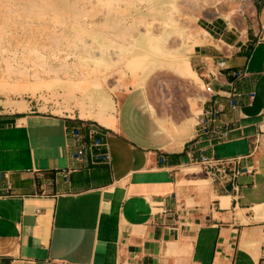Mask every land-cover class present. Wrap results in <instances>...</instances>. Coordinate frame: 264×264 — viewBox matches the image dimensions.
Instances as JSON below:
<instances>
[{"label": "crops", "instance_id": "obj_1", "mask_svg": "<svg viewBox=\"0 0 264 264\" xmlns=\"http://www.w3.org/2000/svg\"><path fill=\"white\" fill-rule=\"evenodd\" d=\"M256 3L241 38L210 22L204 28L210 37L188 57L216 94L229 89L235 70L245 74L238 86L254 93L239 113L221 114L229 129L211 146L192 139L194 121L165 128L145 88L128 86L105 115L114 117L112 126L79 117L103 126L109 164L72 169L62 182L59 171L74 166L65 127L75 121L64 116L78 118L77 110L55 113L34 96L0 97L3 261L264 264V0ZM216 94L199 108L223 107ZM200 152L225 159L223 171L194 168ZM244 166L253 170L235 173Z\"/></svg>", "mask_w": 264, "mask_h": 264}, {"label": "rangeland", "instance_id": "obj_2", "mask_svg": "<svg viewBox=\"0 0 264 264\" xmlns=\"http://www.w3.org/2000/svg\"><path fill=\"white\" fill-rule=\"evenodd\" d=\"M178 1L0 0V49H5L0 50V56L12 57L19 64L0 62V82L9 78L8 67L12 66L27 75L40 73L41 79L56 76L62 82L69 78L99 86L104 94L111 95L114 106L118 93L128 86H143L154 116L165 128L177 122L187 128L199 113L203 93L188 61L192 40L191 47L178 48L182 34L194 33L193 38L199 39L206 34L205 26L218 21L231 31L230 39L241 38L258 0H183L187 8L200 7L198 13L188 16L185 5H180L182 14L178 15ZM221 8L229 13L228 20L217 16ZM207 14L212 18L201 16ZM178 18L184 20L179 23ZM218 43L220 48L224 46ZM225 48L227 53L231 51ZM20 58L36 64H25ZM158 76L165 77L166 84L160 88L152 80ZM4 96L38 97L51 104L55 113L74 107L78 117H87L91 109L96 111L90 104L75 106L62 87L41 88L34 93L0 91V97Z\"/></svg>", "mask_w": 264, "mask_h": 264}, {"label": "built area", "instance_id": "obj_3", "mask_svg": "<svg viewBox=\"0 0 264 264\" xmlns=\"http://www.w3.org/2000/svg\"><path fill=\"white\" fill-rule=\"evenodd\" d=\"M231 76L233 81L229 84V89L223 93H217L224 97V106L208 105L199 108V113L194 119L192 139H204L207 141L208 146L212 145L213 139L216 141L224 139L229 125L221 119V114L225 111L239 113L244 101H249L253 97L252 89H244L238 86V83L245 77L243 72L235 70L231 72ZM201 87L203 101H205L207 96L216 94L206 83L201 84ZM64 118L75 121L72 125L65 127V147L69 158L74 162V166L60 170V180L66 182V174L72 169L109 164L108 146L101 133L103 126L91 119L74 118L69 115H65ZM220 126H222L221 129ZM226 162L225 159H215L204 152H200L197 158L193 160L194 164L209 172L212 168L216 171H223V165ZM252 170V166H244L235 171V173L251 172ZM0 264H8V262L3 261L2 257H0Z\"/></svg>", "mask_w": 264, "mask_h": 264}, {"label": "bare ground", "instance_id": "obj_4", "mask_svg": "<svg viewBox=\"0 0 264 264\" xmlns=\"http://www.w3.org/2000/svg\"><path fill=\"white\" fill-rule=\"evenodd\" d=\"M144 1V0H143ZM205 1V0H202ZM200 2V1H199ZM202 3V2H201ZM206 4V3H205ZM174 5V4H173ZM180 5H185L183 0L178 1V15H181V10L179 9ZM202 5V4H201ZM37 6V5H36ZM200 8V7H199ZM198 7H194V6H190L189 8L186 7L185 5V13L186 15H190L193 13V15L195 14V12L198 13V11L200 10ZM217 12V11H216ZM231 12V11H230ZM217 16L222 17L226 20H228V16L229 13H227L225 8H221L218 10ZM202 17H204L205 19H210L212 18L210 15H201ZM186 17V16H185ZM184 18V17H183ZM182 19V18H181ZM179 20V18H178ZM184 20V19H183ZM183 20H179L183 21ZM67 21V20H66ZM182 23V22H181ZM219 23V22H218ZM188 25V24H187ZM215 25V24H214ZM163 26V25H162ZM192 28V26H191ZM202 29V28H201ZM193 30V29H192ZM191 30V31H192ZM203 30V29H202ZM179 31V30H178ZM201 31V30H199ZM204 31V30H203ZM198 33V32H197ZM145 34V33H144ZM199 34V33H198ZM155 35V34H154ZM149 36V35H148ZM198 37V35H196ZM209 36V34L204 33L202 36L199 37V39L197 38H193L194 37V33H187V34H182V37L180 39V41L178 42V48H189V46L191 45L189 40H192V45H196L199 42H204L207 37ZM210 37V36H209ZM154 38V37H153ZM156 40V39H155ZM150 42H151V38H150ZM147 43V42H146ZM189 44V45H188ZM54 46V45H53ZM191 47V46H190ZM5 51L4 47L1 48ZM0 49V50H1ZM159 49V48H158ZM180 50V49H178ZM166 53V52H165ZM180 53V52H179ZM178 53V54H179ZM12 56L14 53H11ZM142 54V53H141ZM168 54V53H167ZM180 55V54H179ZM142 56V55H141ZM153 56V55H152ZM46 57V56H45ZM68 57V56H67ZM148 57V56H147ZM165 57V56H164ZM142 58V57H141ZM140 58V59H141ZM136 59V56H135ZM139 59V60H140ZM151 59V58H149ZM20 60H22L23 62H25V64H36L35 61L33 60H29L27 58H20ZM137 60V59H136ZM0 62L4 63L6 65H9L10 63L13 62V58L12 57H4V56H0ZM128 62V61H127ZM126 62V63H127ZM133 62V61H132ZM15 64H18L17 62H13ZM12 63V65H13ZM184 64V63H183ZM19 65V64H18ZM17 65V66H18ZM22 65V64H21ZM20 65V66H21ZM126 65V64H125ZM136 65V64H135ZM140 65V64H139ZM186 65V64H185ZM130 66V65H129ZM132 66V65H131ZM137 66V65H136ZM24 67V66H23ZM33 67V66H32ZM141 67V66H139ZM138 67V68H139ZM37 68V67H36ZM40 68V67H38ZM37 68V70H38ZM136 68V69H138ZM53 69V68H51ZM132 69V68H131ZM134 69V68H133ZM180 69V68H179ZM33 70V69H32ZM41 70V69H40ZM1 71V70H0ZM4 71V70H3ZM134 71V70H133ZM137 71V70H136ZM29 72V71H28ZM51 72V70H50ZM132 72V71H131ZM1 73V72H0ZM38 73V72H37ZM56 73V72H55ZM134 73V72H133ZM8 74H9V78L6 80H3L2 82H0V91H8L9 93H13V92H30V93H34L36 90L41 89V88H45V89H54L55 87H62L66 90V93L69 94V96L73 99L75 106H84L85 104H90L91 107L95 106L96 107V115H93V111L92 109L89 110L87 117L85 118H94L97 119L98 121H100L103 124L112 126L113 121H114V117H106V114L109 113H114L115 111V106L114 104L111 103L109 97L111 95H106L104 94L100 89L99 86H95V85H89V84H85L84 82L81 81H70L69 78H65V82H62L60 80V78L58 77H51L49 79H41L40 73L38 75H36L35 73L32 75H27L24 74L23 71L17 70L16 68L9 66L8 67ZM139 74V73H138ZM193 74V73H192ZM137 75V74H136ZM14 76H17V78L22 79L23 81H17ZM134 77V76H133ZM15 78V79H14ZM43 78V77H42ZM82 78V77H81ZM81 78H79L80 80H82ZM78 79V80H79ZM156 85V87L160 88L161 86L165 85V77L164 76H158V77H154L152 79ZM95 81V80H94ZM100 85V84H98ZM135 85V84H134ZM133 85V86H134ZM137 86V85H136ZM145 86V85H144ZM111 89V87H110ZM124 90V89H123ZM75 92L78 93V96L75 95ZM123 92V91H122ZM204 99V98H203ZM192 110V109H191ZM194 121V118L192 119ZM192 121V122H193ZM163 125V124H162ZM168 125V124H167ZM191 136V135H190ZM194 168L199 169L196 165H193ZM200 170V169H199Z\"/></svg>", "mask_w": 264, "mask_h": 264}, {"label": "trees", "instance_id": "obj_5", "mask_svg": "<svg viewBox=\"0 0 264 264\" xmlns=\"http://www.w3.org/2000/svg\"><path fill=\"white\" fill-rule=\"evenodd\" d=\"M205 29H206V26H205Z\"/></svg>", "mask_w": 264, "mask_h": 264}]
</instances>
